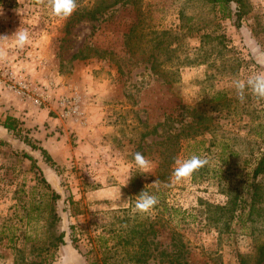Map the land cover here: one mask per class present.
Listing matches in <instances>:
<instances>
[{"label":"rangeland","instance_id":"rangeland-1","mask_svg":"<svg viewBox=\"0 0 264 264\" xmlns=\"http://www.w3.org/2000/svg\"><path fill=\"white\" fill-rule=\"evenodd\" d=\"M111 2L80 0L64 19L48 0H0V35L30 33L23 48L0 43V121L15 119L14 131L0 125V264H170L182 242L187 264H253L264 210L225 229L215 205L264 142V99L241 102L233 85L264 71V0H247L240 20L207 0ZM193 154L209 163L173 182L176 159ZM141 191L159 201L148 213L135 209Z\"/></svg>","mask_w":264,"mask_h":264},{"label":"trees","instance_id":"trees-1","mask_svg":"<svg viewBox=\"0 0 264 264\" xmlns=\"http://www.w3.org/2000/svg\"><path fill=\"white\" fill-rule=\"evenodd\" d=\"M119 0H113L110 5L117 3ZM208 3L212 5L219 14L223 17H231L232 15L236 17V20L247 13L246 6L248 5L247 0H207ZM77 1V9H82ZM231 4H235V7L232 9ZM107 3L106 5H100L91 7L90 16L93 19H97L96 13L103 12L105 7H110ZM236 26H239V21H237ZM210 34L206 33L201 36V48L204 46V39L209 38ZM200 48V49H201ZM261 111L264 113V109L261 108ZM0 125L6 128L7 130H15V119L6 116L3 121H0ZM176 135L175 137H177ZM27 144L31 145L33 149H39L41 154L46 161H50V157L46 149L41 146L34 145L27 140ZM257 151L260 154L258 159L255 161L253 168L251 170V175L248 178L241 180L238 185H235L231 189H224L223 192L226 193L227 201L224 205H215V208L220 211V216L217 218V222L221 223L223 228L229 229L232 222L236 221H252L254 219V211L264 210V188L257 180V177L264 175V142L263 144L257 146ZM253 153V152H252ZM24 156L34 162V158L27 153H24ZM263 203V205H261ZM144 238V236L142 237ZM58 240L62 241V233L58 235ZM145 243V242H144ZM182 250L181 253H177L176 258L168 261L170 264H187L186 254L187 250L184 249L183 242L181 243ZM171 255V253L166 254V256ZM143 255H136L133 257L134 262L142 264L145 262ZM264 258V244H259L255 247V257L253 259V264H260ZM88 264H94L89 262ZM240 264H247L246 261L242 258Z\"/></svg>","mask_w":264,"mask_h":264},{"label":"clouds","instance_id":"clouds-1","mask_svg":"<svg viewBox=\"0 0 264 264\" xmlns=\"http://www.w3.org/2000/svg\"><path fill=\"white\" fill-rule=\"evenodd\" d=\"M43 2V0H39ZM54 15L64 19L69 18L77 9V0H48ZM4 15L2 5H0V16ZM13 40L18 48H23L30 42V33L28 29H21L20 27L11 35H0V43ZM3 47H0V57L4 56ZM234 88L238 99L243 102L245 93L250 92L257 99H264V71H258L250 74L246 80L236 79L233 81ZM135 165L142 172H149L153 168V162L146 158L140 152L134 153ZM209 163L206 157L193 154L190 158L185 160L176 159V167L173 171V182H180L197 172L199 169L205 167ZM126 183L124 186H126ZM116 198L121 199V188L116 190ZM158 198L146 191H141L137 195L135 209L140 213L150 212L157 204Z\"/></svg>","mask_w":264,"mask_h":264},{"label":"built area","instance_id":"built-area-1","mask_svg":"<svg viewBox=\"0 0 264 264\" xmlns=\"http://www.w3.org/2000/svg\"><path fill=\"white\" fill-rule=\"evenodd\" d=\"M12 87L15 88L18 93L25 96H30L29 92L34 89V88H30V85H27L22 81H18L16 84L13 82ZM35 93L39 97L41 98L43 97V94L41 92L39 93L38 91H36ZM33 100L35 102H38L39 99L33 98ZM58 102L60 103V105H62L63 108H66L64 113L67 117L78 113V106H76L75 102H73L72 99L61 98L58 100Z\"/></svg>","mask_w":264,"mask_h":264}]
</instances>
